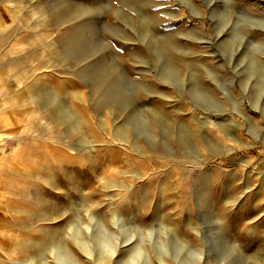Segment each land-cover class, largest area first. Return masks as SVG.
I'll use <instances>...</instances> for the list:
<instances>
[{
  "label": "rangeland",
  "instance_id": "obj_1",
  "mask_svg": "<svg viewBox=\"0 0 264 264\" xmlns=\"http://www.w3.org/2000/svg\"><path fill=\"white\" fill-rule=\"evenodd\" d=\"M0 264H264V0H0Z\"/></svg>",
  "mask_w": 264,
  "mask_h": 264
}]
</instances>
